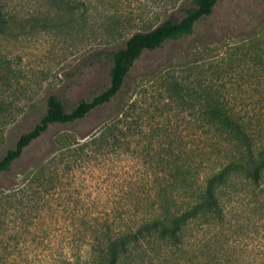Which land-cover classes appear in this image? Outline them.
I'll return each mask as SVG.
<instances>
[{"label":"rangeland","instance_id":"rangeland-1","mask_svg":"<svg viewBox=\"0 0 264 264\" xmlns=\"http://www.w3.org/2000/svg\"><path fill=\"white\" fill-rule=\"evenodd\" d=\"M86 3L88 12L79 23L0 39V158L39 122L50 95L68 110L90 100L109 85L112 51L136 32L169 18L180 21L193 0ZM207 93L236 105L258 106L264 99V0H218L190 35L144 51L110 103L75 123L50 125L33 141L0 175V193L41 176L38 188L50 193L32 204L40 209L31 228L37 235H55L50 245L56 252L80 245V234L102 228L121 212L119 202L131 197L127 186L146 183L150 166L144 152L163 149L165 136L182 138L189 151L206 144L209 134L198 120ZM112 117L121 119L125 147L110 145L119 133L110 129L99 151L88 146L80 158L66 152L100 132ZM27 203L19 210L27 213ZM246 216L238 234L232 240L227 236L234 264H263L264 212Z\"/></svg>","mask_w":264,"mask_h":264},{"label":"trees","instance_id":"trees-1","mask_svg":"<svg viewBox=\"0 0 264 264\" xmlns=\"http://www.w3.org/2000/svg\"><path fill=\"white\" fill-rule=\"evenodd\" d=\"M217 2L193 0L180 21L169 18L150 31L133 34L111 52L109 85L90 100L68 110L58 96L50 95L39 122L0 158V175L9 172L50 125L75 123L110 103L122 92L144 51L190 35ZM87 12L86 0H0V39L30 37L79 23ZM120 121L112 117L100 132L75 142L66 152L80 158L88 146L99 151L110 129L119 131L110 145L125 147L128 140L118 128ZM198 123L209 134L206 144L189 151L182 138L165 136L163 149L144 152L149 180L142 187L127 186L131 197L119 202L121 212L102 222V228L80 234V245L56 252L50 245L55 235H37L31 228L40 209L32 204L50 193L47 187L38 188L41 176L1 192L0 264H234L227 236L232 240L238 234L249 218L246 214L264 212V99L258 106L236 105L225 96L207 93ZM23 201L32 205L24 206L27 213L19 210Z\"/></svg>","mask_w":264,"mask_h":264}]
</instances>
